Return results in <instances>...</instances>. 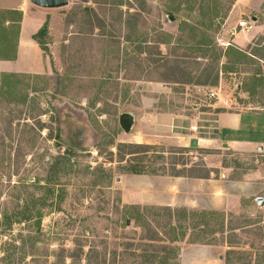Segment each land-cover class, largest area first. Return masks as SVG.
<instances>
[{
	"label": "rangeland",
	"instance_id": "rangeland-1",
	"mask_svg": "<svg viewBox=\"0 0 264 264\" xmlns=\"http://www.w3.org/2000/svg\"><path fill=\"white\" fill-rule=\"evenodd\" d=\"M46 13L45 72L0 74V264H181L190 243L215 246L214 264H264V0H68ZM6 17L0 55L18 39ZM220 112L244 115L242 144L182 148L163 127V159L117 150L145 144L122 114L215 137L205 118ZM131 162L237 189L224 211L123 204Z\"/></svg>",
	"mask_w": 264,
	"mask_h": 264
},
{
	"label": "crops",
	"instance_id": "crops-1",
	"mask_svg": "<svg viewBox=\"0 0 264 264\" xmlns=\"http://www.w3.org/2000/svg\"><path fill=\"white\" fill-rule=\"evenodd\" d=\"M0 10L9 12L11 17L18 19L17 43L15 58L13 60H0L1 73H27L39 74L45 72L47 62L43 50L34 40L47 16L46 11L34 6L30 0H0ZM6 25L11 23L5 21ZM178 117L162 115L158 113L144 114L133 124V129L138 126L140 141L147 145H156L161 142V136H156L155 131L166 127L175 131V135L169 139L182 148L212 149L220 145L235 147L242 144L239 140L242 136L245 118L238 112H220L214 119L205 118L213 127L215 137H199L193 132L184 133ZM145 129L152 130L148 133ZM146 131V132H145ZM148 133V134H147ZM147 134V135H145ZM134 143H138L137 136H132ZM244 145V144H243ZM120 198L123 204L135 206H155L166 208L199 207L203 210L224 211L229 207L233 190L237 183L229 182L221 177L198 179L186 177L154 176V175H129L122 182ZM179 261L192 264H214L215 246L183 244L180 248Z\"/></svg>",
	"mask_w": 264,
	"mask_h": 264
},
{
	"label": "trees",
	"instance_id": "trees-1",
	"mask_svg": "<svg viewBox=\"0 0 264 264\" xmlns=\"http://www.w3.org/2000/svg\"><path fill=\"white\" fill-rule=\"evenodd\" d=\"M3 14L8 15L10 13L9 12H3ZM4 20L5 21L9 20L11 23H17L18 22V19H13V18H9V17H6ZM199 25L205 27V29H206V28H209L210 22L208 24L199 23ZM195 27H197V28H195ZM16 28L18 29V26ZM199 29H200L199 26L191 27V31H195V30L197 31ZM197 32H199L200 35H202L204 33L202 30H199ZM17 33H18V31H17ZM202 37H203V35L201 36V40H199L197 44H202V45L204 44L206 46L209 45L210 42L205 41ZM34 40L39 44V46L42 49V46L44 44L43 41L40 38H37L36 35L34 37ZM15 48H16V45H15ZM15 48L13 49V51L11 52L10 55H5V54L0 55V60H13L15 58ZM211 86H214V84ZM193 147H196V146H193ZM127 148H133V149H136L139 151V152H135L134 154L139 153V154H145L146 155L148 153H154L155 155L158 156V157H156L157 159H163V156L165 154V152L162 151L163 149L157 148L156 146H153V145H146V144H119V146L117 147V150L119 152H122L124 149H127ZM181 150H183V149H181ZM170 171L171 172L166 171L165 168H157V169H152L150 171H147L146 167L143 164H139V163L132 164V162H131V163H129V166L125 170V173L131 174V175H154V176L159 175V176L186 177V178H198V179H209L210 178L209 173L205 174V175L186 174L185 172L180 171L175 167H173V168L171 167ZM167 211L170 212V215H172V216H174V214L177 213L183 218L186 217L187 215L195 214L193 212H188L186 210L168 209ZM23 219H26V218H23ZM175 223H176V220H175ZM174 241H176V240L173 239V242ZM170 242H172V241H170ZM191 244H194V243H191ZM203 245H210V244H203ZM163 249L164 250L166 249L165 251H167V254H169V255L173 254V248H169L167 246H164Z\"/></svg>",
	"mask_w": 264,
	"mask_h": 264
},
{
	"label": "water",
	"instance_id": "water-1",
	"mask_svg": "<svg viewBox=\"0 0 264 264\" xmlns=\"http://www.w3.org/2000/svg\"><path fill=\"white\" fill-rule=\"evenodd\" d=\"M30 2L39 8L43 9H58L68 5V0H30ZM134 121L129 114H122L119 117V125L123 132L129 133L133 128ZM261 149V148H260ZM264 204V198L260 200Z\"/></svg>",
	"mask_w": 264,
	"mask_h": 264
},
{
	"label": "built area",
	"instance_id": "built-area-1",
	"mask_svg": "<svg viewBox=\"0 0 264 264\" xmlns=\"http://www.w3.org/2000/svg\"><path fill=\"white\" fill-rule=\"evenodd\" d=\"M239 27L243 31H248L251 28L250 25H249V23L247 21H241V22H239ZM210 96L211 97H216L215 92L212 91L211 94H210ZM191 129L194 130L195 128H191Z\"/></svg>",
	"mask_w": 264,
	"mask_h": 264
}]
</instances>
